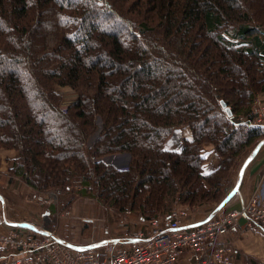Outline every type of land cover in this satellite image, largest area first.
<instances>
[{
	"label": "trees",
	"instance_id": "trees-1",
	"mask_svg": "<svg viewBox=\"0 0 264 264\" xmlns=\"http://www.w3.org/2000/svg\"><path fill=\"white\" fill-rule=\"evenodd\" d=\"M64 86L78 93L65 109ZM260 93L264 0H0V147L18 151L10 173L56 194L57 210L90 197L148 220L175 203L220 204L264 139L235 125ZM185 126L192 137L169 149ZM206 143L221 157L208 172ZM121 152L126 169L102 159Z\"/></svg>",
	"mask_w": 264,
	"mask_h": 264
},
{
	"label": "built area",
	"instance_id": "built-area-1",
	"mask_svg": "<svg viewBox=\"0 0 264 264\" xmlns=\"http://www.w3.org/2000/svg\"><path fill=\"white\" fill-rule=\"evenodd\" d=\"M243 124L264 127L263 98L249 113L236 117L235 125ZM240 200L238 208L229 210L218 204L199 222L192 221L190 206L174 204L164 215L117 239L106 254L64 241L54 224L24 234L0 228V264H236L238 248L228 235L237 221L244 220L246 229L264 234V196L254 192Z\"/></svg>",
	"mask_w": 264,
	"mask_h": 264
},
{
	"label": "crops",
	"instance_id": "crops-1",
	"mask_svg": "<svg viewBox=\"0 0 264 264\" xmlns=\"http://www.w3.org/2000/svg\"><path fill=\"white\" fill-rule=\"evenodd\" d=\"M98 136L96 133L91 141ZM192 137V130L189 126L175 128L173 134L168 139L166 146L169 149H179L186 139ZM257 145V144H256ZM252 147L243 162L239 166L240 171L246 159L250 156L254 148ZM206 160L204 162V170L208 172L215 169L221 160L220 155L216 152L211 143L204 145ZM127 153V152H126ZM19 155L15 149L0 148V228L2 231L8 229H16L20 233H37L41 232L52 221L60 222L58 226L59 237L72 245L86 246L90 244L86 238L82 236L83 230L77 222V217L82 221H87L90 211H94L95 206L88 200H75L62 215H75L72 221V231L75 236H68L65 226L68 221L58 216L60 210L54 208L52 203L56 202L55 197L49 193L36 192L22 178L12 175L9 171L10 161ZM106 163L112 164L118 169H126L130 163L131 155L123 152L111 154L102 158ZM237 170V171H238ZM235 173V174H234ZM229 177V184L226 187L225 197L239 182L237 192L232 194L226 203L221 206L223 210L238 208L240 206V196L245 198L254 192L264 196V142L259 147L255 156L246 164L242 177H236V172ZM231 185V186H230ZM224 197V198H225ZM92 206L94 208H92ZM215 207L210 204H204L193 210L192 221L199 222L207 217L209 212ZM69 212V214H67ZM87 213V214H86ZM62 219V220H60ZM69 230V229H68ZM244 234L242 235V233ZM80 240L81 243L73 242ZM228 240L233 242L238 248V259L236 264H243V259H256L260 264H264V234L261 232H253L246 229L245 221L238 220L236 225L231 229ZM75 246V247H76ZM2 254V253H1Z\"/></svg>",
	"mask_w": 264,
	"mask_h": 264
},
{
	"label": "rangeland",
	"instance_id": "rangeland-1",
	"mask_svg": "<svg viewBox=\"0 0 264 264\" xmlns=\"http://www.w3.org/2000/svg\"><path fill=\"white\" fill-rule=\"evenodd\" d=\"M102 14H103L102 12L96 11L93 14V17L91 18V21L95 22L96 24H100V26L103 25L104 20L102 18ZM46 33H48V35H53L52 32L49 31L48 29H46ZM18 69H21V67ZM58 90L62 95L61 107L63 109L67 108L78 97V93L75 91V89L71 88L70 86L60 87V88H58ZM258 98L264 99V93H260L257 95V97L255 98V100L252 104V107ZM116 126H115V128H116ZM101 129L102 128H98L95 131V134L96 133L99 134L101 132ZM92 138H93V136L91 137V139ZM91 139L88 141L89 144L93 142V141H91ZM0 148H2V147H0ZM251 148H252V146L238 160V162L235 165V167L233 168L230 176L235 171L236 175H237L236 177L237 178H238V176L240 177V173L242 170L239 171L238 168L241 165V163L243 162V159L245 158V156L247 155V153L249 152V150ZM4 149H9V148H4ZM123 153L127 154L126 152H123ZM115 154H117V153H115ZM229 177L227 179L226 187L229 184ZM226 187H225V192H226ZM45 193L49 194V192H45ZM50 195L52 197H55V201L57 202L56 194L54 195L53 193H51ZM80 198H82L85 201L88 200L89 202H92V204L95 206L94 211H92V212L90 211V215H88L86 213L87 214L86 217L89 218L87 221H82L79 217H77V222H79V224L81 225V229L83 230L82 236L84 238H86L87 240H89L88 242H90V244H86V246H79V245H77V246L73 245V246L90 247V248L97 250L101 254L109 253L110 250H112V248L116 245L117 239H120V238L123 239L124 237L130 235L133 231H136L140 226H142L144 221H146V220H143L137 213L132 212V213L120 214V213L112 210L111 207H109L107 205L100 204L94 198L80 197L79 196L75 200H77V199L79 200ZM211 206L215 207L217 205H211ZM92 208H94V207L92 206ZM191 208H192V210H195V208H198V207H191ZM66 209L67 208L59 209L60 211L58 213V216H60L63 219L68 221V224L65 226L66 228L69 229V230L66 229L68 232L67 237L71 236V234H72V236H75V235H73V233H71L72 221L75 220V217H74L75 215H72V214L71 215H62L61 212L65 211ZM57 220L52 221L51 225L54 224L57 226L56 227L57 235L59 236L58 226H60L61 224ZM60 220H62V219H60ZM72 241L83 244L80 242V240H77V241L72 240Z\"/></svg>",
	"mask_w": 264,
	"mask_h": 264
},
{
	"label": "water",
	"instance_id": "water-1",
	"mask_svg": "<svg viewBox=\"0 0 264 264\" xmlns=\"http://www.w3.org/2000/svg\"><path fill=\"white\" fill-rule=\"evenodd\" d=\"M222 107L225 109L226 113L231 116L233 113L230 109V107H228L226 105V103L224 101H221ZM264 142V139L261 140L256 147L254 148V150L252 151V153L250 154V156L246 159L245 163L243 164L242 168H241V173H240V177L239 179L242 177L243 171L245 169L246 164L255 156V154L257 153L259 147L261 146V144ZM239 187V182L237 183V185L229 192V194L222 200V202L219 204V208L224 205L226 203V201L228 200V198L234 194L235 192H237V189Z\"/></svg>",
	"mask_w": 264,
	"mask_h": 264
}]
</instances>
